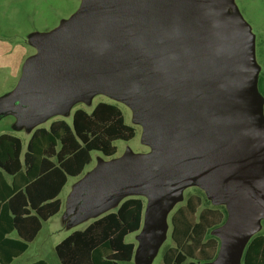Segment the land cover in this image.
<instances>
[{"label":"rangeland","instance_id":"rangeland-1","mask_svg":"<svg viewBox=\"0 0 264 264\" xmlns=\"http://www.w3.org/2000/svg\"><path fill=\"white\" fill-rule=\"evenodd\" d=\"M125 1L0 0V134L20 137L25 150L35 128L55 119L71 123L76 108L90 112L99 101L117 105L135 130L130 140L114 141L112 157L90 152L82 172L68 177L60 211L42 223L11 264L38 259L60 264L55 245L116 210L110 202L114 196L144 203L140 228L125 236L134 251L123 264H162L172 245L171 217L190 195L200 196L196 215L205 206L227 210L223 223L204 237L216 240L217 251L200 264H243L247 243L264 234V201L232 230L227 224L232 203L214 200L198 173L171 181L164 177L171 123L154 93L165 105H179L169 87L181 80L187 86L182 103L191 104L190 96L198 94L213 114L214 131L244 145L245 157L235 160L230 180L257 185L262 178L264 183V102L256 85L264 70V0H189L187 29L176 44L167 40L162 49L149 38L157 33L160 5L170 10L166 4L174 0ZM88 2L114 22L107 27L91 22L77 38L67 24ZM62 33L66 36L53 39ZM93 179L101 183L97 189L102 187L88 197ZM225 240L229 259L223 257Z\"/></svg>","mask_w":264,"mask_h":264},{"label":"trees","instance_id":"trees-1","mask_svg":"<svg viewBox=\"0 0 264 264\" xmlns=\"http://www.w3.org/2000/svg\"><path fill=\"white\" fill-rule=\"evenodd\" d=\"M257 90L264 102V70L257 77ZM135 130L120 108L100 101L87 112H73L71 123L54 120L48 128H36L21 157V140L0 134V264H9L22 254L41 222L60 209L58 194L67 177L79 175L91 160L90 152L106 157L116 153V140H130ZM9 176V179H7ZM190 195L171 217V241L162 254V264H200L217 251L215 239L206 232L223 223L227 210L205 206ZM143 201L130 197L116 210L70 233L56 246L61 264H123L133 255L134 244L125 236L140 228ZM15 231L17 238L8 234ZM31 264H47L39 260ZM243 264H264V234L255 235L243 251Z\"/></svg>","mask_w":264,"mask_h":264},{"label":"water","instance_id":"water-1","mask_svg":"<svg viewBox=\"0 0 264 264\" xmlns=\"http://www.w3.org/2000/svg\"><path fill=\"white\" fill-rule=\"evenodd\" d=\"M122 1L126 3L125 0H114V3H122ZM166 5L173 6L170 9L172 18H169L170 10H167L163 4L160 5L158 17L155 19V24L159 25L156 27L157 33L154 32L155 34L149 38L152 43H155L156 39L161 49L167 40L176 44L180 33L187 29V24L189 25L186 18V12L190 9L189 0H174ZM183 20H185L184 24L181 23ZM91 22L105 27L112 26L114 17L112 15L101 17L99 12L91 7L83 13L77 26L70 30L73 34L77 32V38H82L79 31L88 28ZM62 36L66 34L63 33ZM190 39L191 37L187 36V40ZM169 88L179 99V105H165L154 93L157 105L171 123V131L167 137L169 145L166 148L168 159L163 162L164 170L158 171L170 181L174 178L187 177L192 171L198 173L200 179L205 181L207 185L205 188L214 200L232 203L227 224H230V228L234 230L259 203L264 201L263 179L261 178L257 185L245 180L240 182L230 180L228 173L235 160L245 157L244 145L239 146L232 138L214 131L213 114L210 113L209 108H206V103L202 102L198 94L190 96L191 104L182 103V94L187 95V86L181 80L175 81ZM152 89L154 92V88ZM171 91L170 94H173ZM152 104L154 106L153 102ZM195 129L197 134L194 133ZM99 184L101 183H96L95 180L92 193ZM223 233L225 235L227 232L223 231ZM224 248L223 257L229 259L230 244L227 240L224 242Z\"/></svg>","mask_w":264,"mask_h":264},{"label":"crops","instance_id":"crops-1","mask_svg":"<svg viewBox=\"0 0 264 264\" xmlns=\"http://www.w3.org/2000/svg\"><path fill=\"white\" fill-rule=\"evenodd\" d=\"M89 3H90V2H88V4H86V5H83V6L80 8V10H79L78 12H81V11L85 12L86 10H88V9L91 7V5H89ZM87 8H88V9H87ZM78 12L74 13L73 16L71 17V19L69 20V22H68V24H67V30H68V32H69L70 28L76 27L77 24L80 22L81 16H82L83 14H78ZM62 35H63V33H62V34H56V35L54 36L53 39H54V40H58L59 38L63 37ZM53 39H52V40H53ZM99 102H100V101H99ZM97 103H98V102H97ZM97 103H96V104H97ZM96 104H95V105H96ZM95 105H94V106H95ZM94 106H93V108H94ZM93 108H92V109H93ZM76 109H78V108H76ZM76 109H75V110H76ZM81 109H82V108H81ZM75 110H74V111H75ZM83 110H84V109H83ZM74 111H73V112H74ZM85 111H86V110H85ZM87 112H88V111H87ZM72 115H73V114H72ZM55 120H64V119H55ZM71 120H72V119H71ZM52 121H54V120H52ZM52 121H51V122H52ZM64 121H66V120H64ZM51 122H50V123H51ZM66 122H67L68 124H70L68 121H66ZM49 125H50V124H49ZM49 125H48V126H49ZM48 126L45 127V128H48ZM37 128H39V127H37ZM35 129H36V128H35ZM35 129H34V130H35ZM34 130H33V131H34ZM33 131H32V132H33ZM32 132H31V134H32ZM9 134H10V133H9ZM31 134H30V136H31ZM12 135H14V134H12ZM14 136H16V135H14ZM30 136L28 137V140H29ZM17 137H18V136H17ZM18 138H20V137H18ZM20 140H21V139H20ZM28 140H27V142H28ZM26 145H27V143H26ZM25 150H26V147H25ZM25 150H22V141H21V157L23 156V153L25 152ZM69 177H71V176H69ZM7 179H9V176H7ZM93 180H96V179H93ZM67 181H68V177H67L66 183L64 184V186L62 187V189L60 190V192H59V194H58V196H57L58 199H59V201H60V209H61V207H62V200H61V198H60V195H61V192H62L63 188H64L65 185L67 184ZM94 184H95V181H94L92 187L94 186ZM97 187H98V186H97ZM101 187H102V186H101ZM101 187H100V188H101ZM100 188H98V189H100ZM96 189H97V188L94 189L93 193H92V189H91V191L88 192V197H89V196H92V195L96 192ZM98 189H97V190H98ZM70 191L72 192V189H71ZM71 192H70V193H71ZM68 194H69V193H68ZM68 194H67V195H68ZM69 195H70V194H69ZM66 197H67V196H66ZM126 199H127V198H126ZM123 200H125V199H123ZM123 200H118L117 196H114L113 198L110 199V202L115 203V209H117V207L121 204V202H122ZM66 201H68V197L66 198ZM143 208H144V203H143ZM60 209H59V211H60ZM59 211H58V212H59ZM58 212H57V213H58ZM57 213H56V214H57ZM142 213H143V210H142ZM56 214H55V215H56ZM53 216H54V215H53ZM48 219H49V218H48ZM48 219H47V220H48ZM47 220H45V221H47ZM43 222H44V221H42L41 223H43ZM41 227H42V224H41ZM40 229H41V228H40ZM38 232H39V231H38ZM38 232H37V234H38ZM37 234H36V235H37ZM36 235L34 236V238L36 237ZM8 236H9V237H12V238H17V233H16L15 231H13V232L9 233ZM34 238H33V239H34ZM33 239H32V240H33ZM32 240H31V241H32ZM31 241H29V242H31ZM29 242H28V243H29ZM57 244H58V243H57ZM57 244H56V245H57ZM56 245H55V246H56ZM27 248H28V246H27ZM27 248H26V249H27ZM25 251H26V250H25ZM25 251H24V252H25ZM24 252H23V253H24ZM55 252H56V251H55ZM23 253H22V254H23ZM22 254H20L19 256L14 257V258L12 259V261H11L9 264H11L16 258L20 257ZM56 255H57V254H56ZM57 258H58V256H57ZM58 259H59V258H58ZM39 260L45 261V260H43V259H38V260H36V261H39ZM36 261H34V262H36ZM59 261H60V260H59ZM45 262H46V261H45ZM31 263H33V262H31ZM31 263H29V264H31ZM46 263H47V262H46ZM47 264H48V263H47ZM60 264H61V263H60Z\"/></svg>","mask_w":264,"mask_h":264},{"label":"flooded vegetation","instance_id":"flooded-vegetation-1","mask_svg":"<svg viewBox=\"0 0 264 264\" xmlns=\"http://www.w3.org/2000/svg\"><path fill=\"white\" fill-rule=\"evenodd\" d=\"M204 192V191H203Z\"/></svg>","mask_w":264,"mask_h":264}]
</instances>
